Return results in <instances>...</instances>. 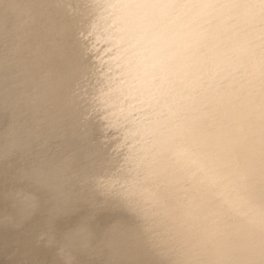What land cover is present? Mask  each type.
I'll list each match as a JSON object with an SVG mask.
<instances>
[{"label":"bare ground","instance_id":"obj_1","mask_svg":"<svg viewBox=\"0 0 264 264\" xmlns=\"http://www.w3.org/2000/svg\"><path fill=\"white\" fill-rule=\"evenodd\" d=\"M0 256L264 264V0H0Z\"/></svg>","mask_w":264,"mask_h":264},{"label":"clouds","instance_id":"obj_2","mask_svg":"<svg viewBox=\"0 0 264 264\" xmlns=\"http://www.w3.org/2000/svg\"><path fill=\"white\" fill-rule=\"evenodd\" d=\"M107 28L111 29V32L115 34L111 37L113 40L112 47H120L123 45V50L127 51L135 46V41L131 36L130 27L122 18L113 17L107 23ZM106 51H111V48Z\"/></svg>","mask_w":264,"mask_h":264},{"label":"water","instance_id":"obj_3","mask_svg":"<svg viewBox=\"0 0 264 264\" xmlns=\"http://www.w3.org/2000/svg\"><path fill=\"white\" fill-rule=\"evenodd\" d=\"M0 264H12V263L8 262V260L5 259V257L0 256Z\"/></svg>","mask_w":264,"mask_h":264}]
</instances>
